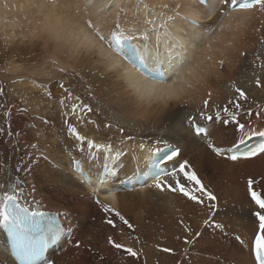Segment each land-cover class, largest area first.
I'll return each instance as SVG.
<instances>
[{
  "label": "bare ground",
  "instance_id": "bare-ground-1",
  "mask_svg": "<svg viewBox=\"0 0 264 264\" xmlns=\"http://www.w3.org/2000/svg\"><path fill=\"white\" fill-rule=\"evenodd\" d=\"M110 2L113 3L114 6L109 10L108 5ZM175 2L176 0H145V3L149 4L167 3L172 5ZM137 3L138 0H0V36L1 38L6 37L8 43L6 46L2 44L3 48H0V53L2 52V58L8 56V60H11L10 63L6 64V69L8 72L10 71V74H8L11 80L9 91L13 90L10 94L16 100H18L19 97L25 98L23 99V105H20L18 102H12L9 105V113L12 120L15 119L13 124H15L16 129L21 128L22 131L26 130L30 134L33 131L35 134L34 138H40L41 144L39 149L34 150L29 147L28 151H24L23 147L20 145V141L25 140V136L22 134L20 138L15 139L18 141L17 150L12 152L9 151L7 155H3L2 152V155L0 154V160L10 155L11 163L16 164V161H26L28 158L27 155L19 158V151L22 152V155L32 154L33 159L31 164L27 165L21 175L25 176L29 184H36L38 189L42 188L43 185L38 182L37 176L47 169L49 163L58 167L61 172L65 174L67 182L61 186L55 198L44 193L42 195L38 194L36 199L37 201H42L40 210L43 209L55 212L58 210L61 212L67 211L68 215L64 216V220L69 226L76 227L77 224H79L78 220H82L80 221L81 224L86 223L87 221L84 222V220L88 215L84 213V210H91L92 204L97 210H101L96 203H92V200L89 202L88 199L85 198V196L90 194L91 190L87 186L81 185L79 178L72 169V163L67 154L69 150L72 149V142L70 139H62V135L54 131L52 127H45L47 126L46 124L42 126L40 122L38 126L40 125L41 127L36 131L26 127L29 125L28 122H30V120H34V118H32L33 116L38 119L36 116L40 111V113L43 112L42 115L45 114L47 116L49 123H52V121L53 123L63 122L62 114L59 113L57 109L62 110L63 107L66 106V103L60 106V104L52 105L51 102L48 101V106L45 105L44 103L46 101L42 102L43 100L39 98L38 94L34 91L37 86L33 84V80L29 78L28 81H21L22 78L26 79L27 77L25 76L35 73L43 65L42 70L45 71H40L39 74H45L46 78H50V76L54 74L57 76L65 74L64 82L66 83L65 80H68L65 86L69 88V90L75 91L72 84L73 82L86 84L92 90V102L97 101L96 108L99 114L84 119L95 120L97 123L101 124V129L97 131L95 125L86 123V120L81 123L76 117L74 118L73 124L82 135L88 136V139H93L97 142H107L108 139L111 138L114 147H122L124 151L128 153L122 159V170L116 177L111 179L113 180L111 183L112 185L110 184L111 189H123V184L127 181L124 179L125 176L132 173L133 167L136 166L137 163L139 167L145 163L143 159L137 160L134 156V152L139 153L140 151L138 148L139 141L149 135H161L165 130L169 129V126L172 128L178 127L188 112H195L202 106V101L208 98L207 93L209 91L212 93L209 103L210 106L212 102L227 103L230 99H235V93L230 86L232 81H234L237 86L243 87L248 93L249 99L247 102H254L256 100L254 99L255 97H260V88H256L254 83H251V81L254 80L252 72L256 70L253 69L254 67L251 68V64H253L252 61L254 62V60H252L254 56H259L260 59H264V44L259 42L261 38L264 37V11L254 9L250 12L233 14L249 18L242 27L238 28L234 22L231 29H226L222 33H217L215 38L207 34H205L203 38H193L188 56L192 59L193 65H198V67H196L192 76L186 78L187 82L192 84L191 88H188L187 84L177 85V87H183L185 89L186 94L182 99L165 101L159 105H149V103L145 101L142 109L133 105L123 92L118 77L112 72H109L106 66L107 58H111L120 64H123V61L116 56L114 52L107 49V46L100 42L97 33L100 32L104 35H108L114 28L117 18H119L121 27L124 28L126 34H128L130 29L136 27ZM209 7L220 8L222 6L217 4L216 0H211ZM209 15H211L210 12ZM215 19V16H213V20L203 19L202 23L211 25ZM89 20L91 21V26L87 23ZM207 21L211 23L207 24ZM9 52L11 57L9 56ZM241 52H246V57H239ZM254 52L256 53L254 54ZM34 55H40V60L33 66H30V62L33 60ZM252 55L254 56L250 58ZM221 59L225 61L223 66L219 64ZM238 61L240 62L238 63ZM237 64H241L240 71L237 70ZM6 69H4V71ZM262 78L261 80H264V75ZM15 80L17 81L15 82ZM50 82L51 85H54V81ZM169 83H171V81H169ZM160 87H166V85H161ZM56 92L58 91L56 90ZM42 103L43 105H41ZM210 106L209 108L212 107ZM208 110L207 112L210 111ZM77 112V114L81 113L80 110ZM113 115L123 118L122 126L127 129L130 135L136 137L135 143L127 142L124 145H119L116 141L122 139L124 136H120L119 133L115 131V127L112 129H103V122L115 123V121L111 120V116ZM241 117H243V121H251L250 124L252 126L249 130L248 137L264 133L263 128L258 130L254 129V124L252 122L256 120L254 116L249 117L248 115H242ZM49 119H51V121ZM216 120L217 119H214V121L210 123L208 121L200 122L207 124L209 127L211 134L210 142H214L218 147L226 149L238 139V135L234 130L235 126H222L219 125ZM25 121H27L28 124L26 126L24 124ZM39 121H41V119ZM124 121H128V123ZM37 122L38 120H36V124ZM64 126L65 124H62L61 127L64 129ZM233 130L237 135L235 138H232ZM182 136L183 132L181 136L170 141L181 149V156L177 159L181 161L187 159L191 168L192 162L194 161L198 171H202V169L207 167L216 172V174H222L223 177L227 179L228 184H231V186H229L230 188L228 190L226 189L228 193L234 191V187L240 179L244 181L245 187L249 176H254V179L259 182L262 179L260 183L258 182L259 184L256 183L254 185H263V173L260 172L256 174L257 172L255 171L250 173V169L253 171L254 165L260 163L264 154L251 159H240L233 162L216 156L208 149L206 144L198 143L194 136L189 135L186 138H181ZM59 140L61 141L58 142ZM63 140H65L66 143L64 144L65 147L61 144ZM230 142L232 143L229 144ZM148 147H151V145L149 144ZM11 148L12 147H10V149ZM76 152L78 151L73 150L71 155L75 156V154H77ZM40 153H43L46 159L39 160V165L34 172L28 171L30 166L33 167L34 165L33 160L37 161L39 159ZM142 155L146 156L147 152ZM86 156L87 148L85 147V153H80L78 156H75V158L82 159L84 161V166L88 168ZM261 174L263 177L259 176ZM207 178L212 183L210 185L211 189L209 190L216 194L218 204H220L221 201L219 198H224L226 192L222 190L223 186L219 183L220 178L218 179L219 181H215L210 177ZM80 195H82L83 200L80 199ZM104 195V193L100 195V199L104 200V203L115 208L122 207L134 217L136 221L135 224L143 221V214H140V209H142L143 206H147L146 208L150 210L157 208L156 210L158 212L161 210L160 213L162 211L167 212L168 210V213L171 215L167 217L164 216V218L172 216L175 221L176 215L173 214V212L179 211L183 203L180 196L178 197L174 194H161L156 190L150 189H145L143 191L121 190L120 192H116L117 199L115 202L105 200ZM66 198L73 199L72 205ZM190 205L193 206V204ZM33 207H35V205H33ZM185 210L184 208V211ZM250 213L252 214V212ZM249 218L251 219L252 217ZM165 221L168 220H163V222ZM89 225L90 229H87L90 230L89 234L91 235L92 222ZM83 229L82 225L77 227L71 240L58 252L52 253L53 257H51V259L55 260L57 264H85L84 262L78 261L79 258L77 257L81 254L76 251L77 248L74 249L75 247H73V244L83 237H87L88 242H91L88 237V232L83 233ZM100 229L98 231H100ZM108 232L112 233V231ZM0 238H3V230H0ZM253 238L254 235H252L250 240ZM104 248L106 249V247ZM5 251V245L0 244V259L13 263L14 261L5 254ZM250 257L252 259L251 253ZM251 262L253 263L252 260Z\"/></svg>",
  "mask_w": 264,
  "mask_h": 264
},
{
  "label": "snow or ice",
  "instance_id": "snow-or-ice-1",
  "mask_svg": "<svg viewBox=\"0 0 264 264\" xmlns=\"http://www.w3.org/2000/svg\"><path fill=\"white\" fill-rule=\"evenodd\" d=\"M210 3L211 0H176L170 5L167 3L149 4L145 3V0H138L136 27L130 29L128 34L121 27L119 18L108 35L97 33L100 42L123 61V64H120L107 58L106 66L109 72L118 77L123 92L133 105L142 109L145 101L149 105H159L165 101L182 99L186 94L185 89L177 85L187 84V87L191 88L192 84L188 83L186 78L192 76L198 67V65H193L192 59L188 56L193 38H203L205 34L215 38L217 33L231 29L234 22L238 28L242 27L249 18L233 15L235 13L250 12L254 9L264 11V0H216V3L222 6L220 8L209 7ZM113 6L110 2L108 9L110 10ZM213 16L216 19L211 25L202 23L203 19L213 20ZM87 23L91 26L90 20ZM261 44H264V37L261 38ZM240 55L243 56L246 53L241 52ZM256 59L259 60L260 57L257 56ZM224 63V59L219 61L221 66ZM253 67L256 70L252 73L254 80L251 83H254L256 88H261L264 85H262L259 73L264 71V62L259 65L254 64ZM57 83L67 94L66 98L71 99L72 93L65 84L60 81ZM33 84L42 90L46 88V85L38 84L36 81H33ZM161 85H166V87H160ZM231 88L235 93V99H230L228 104L233 105L234 110L223 106L222 111L227 118L223 119L222 123H231L235 126L234 130L238 135L236 142L226 149L210 142L209 127L200 121L213 122L214 119H221V107H216L215 117L208 114L212 95L209 91L208 98L202 101V106L195 112H188L178 127L169 126L163 134L149 135L139 141L140 151L139 153L134 152V156L137 160L143 159L145 163L143 167H139L138 163L133 167L131 175L126 177L125 190L150 189L178 193L194 204L207 207L210 214L209 218L203 221L204 225L207 226L211 222L214 228L223 231L224 225L213 220L219 212L216 194L204 185L197 173L192 170L187 159L182 161L177 159L181 156V149L170 141L181 136L183 132L181 138L194 136L198 143L206 144L216 156L233 162L264 154V144L241 151V146L245 145L249 135L251 124L250 122L241 123L239 112L243 107L242 102H247L249 96L245 89L237 86L235 82L231 84ZM3 94L4 88L0 85V96ZM43 95L51 97V92L44 91ZM75 99L79 101L80 98ZM260 107L257 105L258 109ZM77 108L86 113L93 111L88 104L74 103L71 107V114L76 116L81 123L84 122V116L77 114ZM246 114L249 117L253 115L251 110H247ZM255 115L259 116L260 112L257 111ZM111 120L115 123L103 122V129L115 127L123 136L125 132L122 126L123 118L113 115ZM87 122L95 125L97 131L101 129V124L95 120ZM124 122L128 123V121ZM64 123L68 135L75 141L67 154L81 185L91 190L90 196L107 214L104 223L113 229L117 228L118 223L133 229V225L120 211L100 199L101 193H104L105 200L116 201V192L112 191L110 181L122 170V159L128 153L122 147H114L111 138L107 142H97L82 135L78 128L69 123L67 119ZM5 131L4 127H0V134H4ZM7 135L11 137L19 134L9 129ZM127 142L135 143L136 137L127 135L116 141L119 145ZM149 144L151 147H148ZM85 146L87 148V169L84 168L82 160L71 155L73 149L84 154ZM30 147L34 150L38 149L37 144H31ZM16 149L17 145L13 144L9 151H16ZM145 152L147 155L143 156ZM32 159V156H28L26 161L18 160L16 164H12L11 156L8 155L0 160V230L7 234L11 248L20 264H57L55 260L47 256V253L61 240L65 229L58 218L68 215V212L58 210L52 214L41 211L42 201H37L36 197L38 194L47 193L55 198L67 179L58 167L49 163L47 169L37 176L38 182L43 187L38 189L36 184H29L21 173L28 164H31ZM43 159L46 157L40 153L37 164L28 171L34 172L39 165V160ZM256 183L258 181L252 177L247 179V192L255 205L252 215L259 222L258 230L255 231L254 238L250 241L249 251L253 264H264V194L254 189ZM181 223H183L182 220ZM185 230L190 233V229ZM195 235L198 237L200 233L197 232ZM233 238L241 247H244L245 241L240 235H235ZM106 241L112 248L123 249L131 257L138 258L140 255L133 248L117 242L111 235L107 236ZM184 243L189 244L191 241L186 237ZM80 246V242L76 241L75 247L78 249ZM162 251L171 252L172 250L164 248ZM101 259H103L102 256Z\"/></svg>",
  "mask_w": 264,
  "mask_h": 264
},
{
  "label": "rangeland",
  "instance_id": "rangeland-1",
  "mask_svg": "<svg viewBox=\"0 0 264 264\" xmlns=\"http://www.w3.org/2000/svg\"><path fill=\"white\" fill-rule=\"evenodd\" d=\"M206 23L209 24L211 22L207 21ZM2 44L3 46H6L8 43H7L6 37L1 38L0 36V48L1 47L3 48ZM243 53H246V52H243ZM255 53L256 52H254V54ZM2 56L3 55L1 52L0 53V85H3L4 94L3 96H0V127H4L6 131L4 134H0V151L2 150L0 154L2 155V152H3V155H7L9 153L10 147H12L11 145L18 144V141L15 139L20 138L22 134H24L25 140L20 141V145L21 147H23L24 151H28V148L30 147L31 144H37L38 149H39V146L41 145L40 140H39L40 138L37 137L39 141L37 140V138H34L35 134L33 133V131L30 134L26 130L22 131L21 128L16 129L15 124H13L15 119L12 120V117L9 113V109H10L9 105L12 102L14 103L18 102L20 105H23L24 104L23 99L25 98L19 97V99L16 100L14 97L11 96L10 92L13 90L9 91L11 80L8 74H10V71L8 72V70L6 69V64L10 63L11 60H8L9 59L8 56L3 57V58ZM9 56H10V52H9ZM253 56L254 55H252L250 58H252ZM239 57H246V55H243V56L240 55ZM39 60H40V55H34L33 60L30 62V66H33L34 64L38 63ZM252 60H254V62L252 61L253 64H251V68L253 67L254 64L259 65L260 63L264 62V59L257 60L255 56ZM239 62L240 61H238V63ZM237 65H238L237 70L240 71L241 64H237ZM42 66L35 73H31L30 75L25 76L27 77L26 79L22 78L21 81H24V80L28 81L30 78L33 81H36L38 84L46 85L45 89L42 90L39 87H36L34 91L35 93L38 94V97L43 100L42 102L46 101L44 104L47 106H48L47 104L48 101L51 102L52 105L60 104V106H63V104L65 105L66 103V106L63 107L62 110L57 109V111L62 114L63 122L53 123L52 121V123H49L47 116L45 114L42 115L43 112L40 113L41 112L40 111L37 113L39 116L35 114L37 115L36 117H38V119L35 118V116L33 117L31 116L32 118H34V120L32 121L30 120V122H28L29 125L27 124V121H25L26 123L24 122V124L25 126L28 125L26 126L28 127V129L32 128L34 129V131L38 130V128L41 127L40 125L43 126L44 124H46L47 126L44 125L45 127L50 126L58 134H61L62 139H65V138L67 140L70 139V141L72 142V145H71L72 147L73 144L75 143L74 139H72V137L68 135L67 130H66V125L64 126V129L61 127L62 124H65L64 121L66 119L68 120L69 123H72V124L74 123V118L76 116L71 114L72 105L74 103L75 104L84 103L92 107L93 111L91 113H86V112L79 113L80 115H83L84 118H88L89 116L92 117L96 114H99L97 113L98 109L96 108L97 101L92 102V90L86 84H78L76 82L72 83L76 92L69 90L72 93V98L71 99L66 98L67 94L59 87V84L57 83V81H60L64 83L65 85L67 84L68 80H65L66 83L64 82L65 74L63 75L60 74V76H57L56 74H54L53 76H50V78H46L45 74H42V73L39 74L40 71H45V70H42ZM4 69L6 70L4 71ZM263 73L264 71H261V73H259L261 78L264 75ZM16 81L17 80H15V82ZM50 81L52 82L54 81L53 82L54 85H51ZM263 81L264 80H262V82ZM233 82L234 81L230 83V86ZM262 85H264V82L262 83ZM56 90L58 92H56ZM44 91H50L51 97L43 95ZM260 91H259L260 97H255L254 99L256 100L254 102H251V101L242 102L243 107L239 112V119L241 123H249V122L251 123V121L249 122L243 121L244 119L243 117H241L242 115L243 116L247 115L246 114L247 110H251V112L254 113L252 116H254L256 120L252 119L253 120L252 122L254 124L253 125L254 129L256 130L260 128L264 129V87L263 86L260 88ZM76 97L80 98L79 101L75 99ZM41 105H43V103ZM257 105H260L261 107L258 109ZM211 106L210 107L214 109L212 111L211 108H208L209 110L211 109L210 111L208 110L209 111L208 114L213 115L214 117H215L216 107L217 106L221 107V119L216 120V122L219 125L227 126V127L231 125L233 126V124L231 123L224 124L221 121L223 120L222 118L226 117L222 111L223 106H228L230 110H234L233 105H229L228 102L227 103L225 102L213 103L212 102ZM77 109L81 111L80 108H77ZM77 109L76 111H78ZM257 111L260 112L259 116L255 115ZM35 119L38 120L37 124H36ZM40 119L41 121H39ZM49 120L51 121V119ZM85 120H86V123H88L87 122L88 120L84 119V122ZM43 121H47V122L45 123ZM33 122H34V125H33ZM39 122L41 124L38 126ZM9 129L13 133H18L19 135H13L9 137L7 135V130ZM115 131L119 133L117 129H115ZM233 134H232V138H235L237 135L236 133H234V130H233ZM119 135L122 136L120 133ZM127 135H130V134L128 133L127 129H125L123 136H127ZM60 141L61 140H59L58 142ZM232 142H230L229 144H231ZM61 144L62 146L65 147L64 145L66 144L65 140H63ZM229 144H226V145H229ZM76 153L77 154H75V156H78L80 154V152H76ZM19 154H18V156H20L19 158H21V156L24 157L25 155H27V157L32 156V154L22 155L21 151H19ZM35 163L37 164V161L33 160L34 165ZM30 168H32V166H30ZM192 168L193 170H195L198 177L202 180V182L208 189H211L210 185L212 183L208 180L207 177H210L214 179L215 181H217L220 178L219 180L221 182L219 180L218 181L223 186L222 190L224 191H226V189L228 190L230 188L229 186H231V184H228L227 179L223 177L222 174L220 173L216 174V172H214L213 170L207 167L202 169V171L200 170L198 171V168L194 164V161L192 162ZM254 171L257 172L256 174L261 172L264 175V156L261 159L260 163H258L257 165H254L253 171L250 169V173H253ZM259 176L261 177L262 174ZM249 177H252V176H249ZM252 178H254V176ZM263 180H264V177H263ZM245 187H244V181L240 179V181L236 183L234 187L235 189L232 193H228L226 191L228 194L225 192L224 198H221V197L219 198V200L221 201L219 204V212L215 215V217H213V220L217 223H221L224 225L223 231L214 228L211 222L207 226L204 225L203 221L208 219L209 214H210L207 207L194 204L193 202L188 201L186 198H184L182 195L178 193L174 194V193H169V192L166 193V192L158 191L161 194H166V195L174 194L178 197L180 196V199L183 201L182 206L179 208V211L177 210L173 212V214L176 215L175 221L173 220L172 216L171 217L169 216L168 218H166L168 215H171L170 213H168L169 212L168 210L167 212L162 211L160 213L161 210L158 212L156 210L157 208H154L153 209L154 211H153L152 209L150 210L146 208L147 206H143L142 209H140L142 211V213L140 211V214H143V218H142L143 221L137 222V224H135L136 221L130 213L125 211L122 207L116 208V210L120 212L124 210L123 212H121V214L124 215L125 218L128 219V221L133 225V229H129L126 225H123L121 223H118L117 228L113 229L111 226L104 223V220L107 214H105L104 212H101L103 211L101 206L98 205L99 209L101 210L99 211L95 207H93V204H92L91 210L89 211L84 210L85 211L84 213L88 215V217L85 218L84 222L87 221L88 223L86 222V223L81 224L80 221L82 220H78L79 224L82 225V229L84 228L83 233L88 232V234L90 233V230H88L87 228L90 229L89 224H91L92 222V234H91L92 236L90 234L88 235L91 242H88L87 237H83L78 240L81 245L78 249H76L75 243L73 244V247H75L74 249H76V251L81 254L77 257L79 258L78 261L84 262L85 264H253L251 262L252 259L250 257V251L248 249V246L250 245L249 242L251 241L250 239L252 238V235H254L255 231L258 230L259 222L250 213L254 211V204L252 203L250 195L247 192V184L245 185ZM254 189L256 191H261L264 194V183L263 185H254ZM82 195H80L79 197L80 199L83 200ZM85 198H87L88 201L90 202L91 199H89L87 196H85ZM66 199L72 205L73 199H68V198ZM92 203L94 202L92 201ZM190 204H193V206ZM184 208L188 212L186 210L184 211ZM177 213H180V214H177ZM164 216L166 217L164 218ZM249 217H252V218L250 219ZM163 220H168V221L163 222ZM181 220L183 221V223H181ZM79 224H77L76 229L77 227H80ZM186 228L190 229V233L185 230ZM99 229L100 231H98ZM108 231H112V233H109ZM197 232L200 233L198 237L195 235ZM109 235L113 236V238L117 242L122 243L126 247L133 248V250L137 251L140 254L139 257L134 258L128 255L127 253H125L123 249L116 250L112 248L110 245L107 244V241H106V238ZM235 235H240L241 238L245 241L244 247H241V245L233 238ZM186 237L189 241H191V243L189 244L184 243V240ZM104 247H106V249ZM164 248H169L172 251L164 252L162 251V249ZM101 256L103 257V259H101Z\"/></svg>",
  "mask_w": 264,
  "mask_h": 264
}]
</instances>
